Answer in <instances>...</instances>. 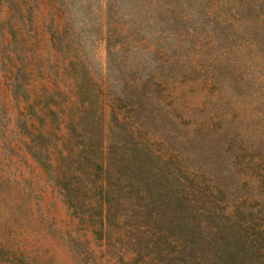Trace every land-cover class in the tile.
Returning <instances> with one entry per match:
<instances>
[{
    "label": "rangeland",
    "instance_id": "374dc122",
    "mask_svg": "<svg viewBox=\"0 0 264 264\" xmlns=\"http://www.w3.org/2000/svg\"><path fill=\"white\" fill-rule=\"evenodd\" d=\"M0 264H264V0H0Z\"/></svg>",
    "mask_w": 264,
    "mask_h": 264
},
{
    "label": "trees",
    "instance_id": "16d2710c",
    "mask_svg": "<svg viewBox=\"0 0 264 264\" xmlns=\"http://www.w3.org/2000/svg\"><path fill=\"white\" fill-rule=\"evenodd\" d=\"M58 179H60V178H57V180H58ZM67 192H68V191H67ZM68 201H70L69 204L74 203V202H72V200H70V199H69ZM71 205H72V204H71Z\"/></svg>",
    "mask_w": 264,
    "mask_h": 264
}]
</instances>
